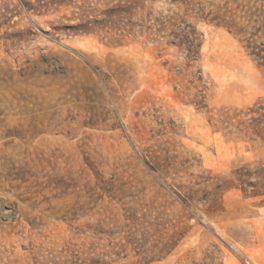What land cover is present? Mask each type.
<instances>
[{"label":"rangeland","instance_id":"1","mask_svg":"<svg viewBox=\"0 0 264 264\" xmlns=\"http://www.w3.org/2000/svg\"><path fill=\"white\" fill-rule=\"evenodd\" d=\"M0 264H264V0H0Z\"/></svg>","mask_w":264,"mask_h":264}]
</instances>
